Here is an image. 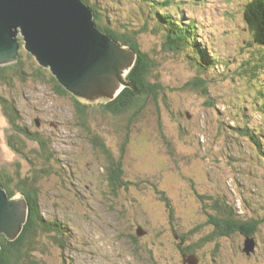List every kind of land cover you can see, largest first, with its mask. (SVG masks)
I'll return each instance as SVG.
<instances>
[{
    "label": "rangeland",
    "instance_id": "rangeland-1",
    "mask_svg": "<svg viewBox=\"0 0 264 264\" xmlns=\"http://www.w3.org/2000/svg\"><path fill=\"white\" fill-rule=\"evenodd\" d=\"M96 1L103 7L108 3L119 20L140 21L135 17L137 0H116V5L112 0ZM185 1L176 16L193 18L213 53L227 63L215 67L209 92L199 94L184 86L195 73L181 56L163 49L161 38L150 28L139 34L141 48L154 62L149 80L162 85L164 96L149 98L130 129L127 115L103 112L88 122L116 158L127 138L122 162L129 184L117 195L107 187L106 155L90 142V131L77 123L73 97L81 96L69 90L58 93L53 82L35 80L32 62L37 60L23 43L19 45L27 73L0 86V92L19 105L26 124L34 126L38 119L39 130L50 138L48 146L55 156L50 161L31 152L36 143L27 145L35 168L43 170L36 184L41 213L66 229L63 249L51 234L41 236V264H151L150 255L157 264H182V254L195 256L199 264H264V162L253 145L264 139V94H257L256 100L253 75H239L251 69L250 61L238 64L252 56L255 47L248 45L250 34L241 24L244 0ZM260 77L264 92V74ZM125 88L136 89L126 80L113 98L95 99L110 101ZM243 125L260 126L262 135L232 130ZM9 132L0 109V170H18L22 176L32 165L7 146ZM156 191L165 193L168 209ZM198 194L209 198L204 206ZM215 201L244 220L246 231L238 228L228 236H216L215 231L211 236L208 212ZM245 241L255 245L249 255ZM178 245L187 247L186 252Z\"/></svg>",
    "mask_w": 264,
    "mask_h": 264
},
{
    "label": "trees",
    "instance_id": "trees-1",
    "mask_svg": "<svg viewBox=\"0 0 264 264\" xmlns=\"http://www.w3.org/2000/svg\"><path fill=\"white\" fill-rule=\"evenodd\" d=\"M83 1L92 9L96 26L113 41L119 43L122 48H129L134 51L136 57L135 63L126 77L127 82H130L136 89L125 88L122 94H119L110 101H108L109 99L98 101L81 97H78V100L75 96L73 97L76 113H78L77 123L90 131V142L98 145L106 155L105 160L108 171L106 176L107 187L113 195H117L121 191H126L129 184V182L124 179L122 162L124 145L127 143V138L122 143L120 154L116 158L108 150L101 136L90 130L88 122L93 115L96 117L98 116L97 114H103V112L113 114L112 117L122 116L126 118L127 115L128 129H130V126L135 124L140 113L145 108L149 98H151L152 101H156L159 97L164 96V94L162 96V85L153 84L149 80V75L154 69V62L148 53L141 48L138 41L139 34L150 28L151 31L157 33L161 38L160 42L163 49L178 53L181 59L186 62L187 66L195 73L194 77L186 81L184 86L193 88L199 94H207L209 92L210 73L212 74L215 67L217 69L220 65H226L227 62L223 60L220 62V56L217 55V53H213V50L210 49L212 45L207 43L208 39L203 34V29L199 27L193 18L185 19L184 21L181 16H176L177 12L181 15L182 5L187 2L185 0H137L139 5L136 11L139 13V16L137 17L135 15V17L140 21L134 24L132 23V18L124 17L123 20H119L113 17L107 8L108 3L103 7L101 4L97 3L96 0ZM201 1L203 2L204 0H193L192 2L197 3ZM112 3L116 5L117 2L116 0H112ZM203 4L205 5L206 1ZM239 9L238 7L237 10ZM99 11H103V13ZM241 15V24L242 26L245 25L250 34V41L246 38L248 40V45L255 46L256 48L253 47L254 54L245 59L248 61L241 60L238 64L241 65L243 62L249 64L250 61L251 66L249 68L253 71L251 69H249V72L244 70V72H239V75L241 79L247 78L248 73L253 75V78L257 81V93L253 96L257 100V94H264L261 84L259 85L260 76L264 74V0H244L241 8ZM138 24H140L141 27L138 30L133 29ZM203 37H205V39ZM19 43H23L22 36H19ZM242 49L244 50V48ZM20 53L18 52L16 61L6 65H0V86L11 84L16 76L23 78L24 75H26L25 61L21 60L24 59V57ZM32 63L33 67L32 64L31 67L34 72L33 76L36 78L35 80L46 79L55 84V89L58 93L67 92L64 86H62L56 80L55 76L51 74L50 69L38 65L39 63L36 61ZM222 69H224V67H222ZM19 75L23 76L20 77ZM249 79L252 78L249 77ZM0 109L10 129L6 137L7 146L10 147V150L16 156L32 165L30 170L22 176L18 170H16L14 174L9 173L7 170H0V185L2 189L6 191L10 199L22 197L26 201L28 211L22 230L15 239H10L5 235H1L0 264H41L42 259L37 256V253L42 250L41 246L43 243L40 240L41 236L44 234H51L52 241L56 244H60V248L63 249L66 229L62 226L61 222L46 218L41 213L39 208V191L36 184L43 170L35 168L34 162L29 156L30 152L27 144L28 142L36 143V147L30 148L31 152L38 155L39 158L44 159V161L53 160L55 156L48 146V139L50 138L45 132L39 130L40 124L36 122L39 121L38 119H34V126L26 124L27 122H25L22 117L19 105H16L15 101L3 95L1 92ZM262 116H264L263 113ZM232 130L235 131V134L242 133L252 136L253 132H257L259 135H262L260 126H256V128H252V126L249 125L235 126ZM261 140L262 139H260L257 144L253 145L262 162H264V139L263 143ZM156 193L161 201L166 202L165 204L168 209L170 206L165 193L163 191H156ZM198 197L200 201L203 202V206L205 205V201L209 199L204 198V196L200 194H198ZM216 199L217 198H214L212 200L214 201ZM214 203L215 204L210 207L211 212H208L209 221H207L213 226L211 236H213V232L215 231L216 236L231 235L237 232L238 228H242L241 232L246 231L245 221L237 220L235 212L230 208L222 210L220 205L216 204V201ZM207 210H209V208ZM213 211L217 213L215 215L211 214ZM168 212L170 215L173 214L170 210ZM53 233H55L56 236H54ZM132 239L134 241L133 237ZM186 249L187 247L180 248L183 253L186 252ZM149 259H151V264H157L152 255H150Z\"/></svg>",
    "mask_w": 264,
    "mask_h": 264
},
{
    "label": "water",
    "instance_id": "water-1",
    "mask_svg": "<svg viewBox=\"0 0 264 264\" xmlns=\"http://www.w3.org/2000/svg\"><path fill=\"white\" fill-rule=\"evenodd\" d=\"M93 18L82 0H0V65L16 59L21 35L26 50L66 90L92 100L113 98L134 65L135 52L104 34ZM26 209L23 198L10 199L0 185V237L19 235ZM253 244L246 242L247 255ZM182 263L199 264V259L182 254Z\"/></svg>",
    "mask_w": 264,
    "mask_h": 264
},
{
    "label": "clouds",
    "instance_id": "clouds-1",
    "mask_svg": "<svg viewBox=\"0 0 264 264\" xmlns=\"http://www.w3.org/2000/svg\"><path fill=\"white\" fill-rule=\"evenodd\" d=\"M83 1V0H82ZM84 2V1H83ZM85 3V2H84ZM86 4V3H85ZM90 7V6H89ZM91 9V8H90ZM92 10V9H91ZM93 21H94V18H93ZM19 38V37H18ZM22 42H23V46H24V41H23V39H22ZM21 44V43H20ZM17 55H18V53H17ZM17 60V57H16V59L15 60H13L12 62H14V61H16ZM37 60V59H36ZM38 62V61H37ZM11 63V62H10ZM10 63H5V64H2V65H6V64H10ZM39 63V62H38ZM49 68V67H48ZM50 69V68H49ZM51 71V70H50ZM52 74V73H51ZM56 78V77H55ZM57 80V79H56ZM94 100H98V99H94ZM37 120V119H36ZM37 123H39V121H36ZM8 195V194H7ZM14 199H19V198H14ZM26 216H27V213H26ZM25 221H26V218H25ZM21 232V231H20ZM2 235H4V234H2ZM181 259H182V257H181ZM183 264V263H182Z\"/></svg>",
    "mask_w": 264,
    "mask_h": 264
},
{
    "label": "bare ground",
    "instance_id": "bare-ground-1",
    "mask_svg": "<svg viewBox=\"0 0 264 264\" xmlns=\"http://www.w3.org/2000/svg\"><path fill=\"white\" fill-rule=\"evenodd\" d=\"M240 7V6H239ZM240 12V11H239ZM191 22V21H190ZM197 32V31H196ZM198 36V35H197ZM204 43V42H203ZM207 49V48H206ZM264 54V53H263Z\"/></svg>",
    "mask_w": 264,
    "mask_h": 264
},
{
    "label": "flooded vegetation",
    "instance_id": "flooded-vegetation-1",
    "mask_svg": "<svg viewBox=\"0 0 264 264\" xmlns=\"http://www.w3.org/2000/svg\"><path fill=\"white\" fill-rule=\"evenodd\" d=\"M178 247H179V245H178ZM181 247V246H180ZM180 247H179V249H180ZM181 251V250H180Z\"/></svg>",
    "mask_w": 264,
    "mask_h": 264
}]
</instances>
